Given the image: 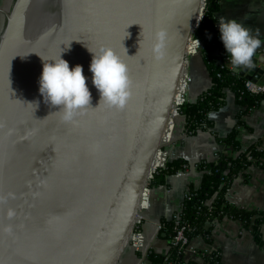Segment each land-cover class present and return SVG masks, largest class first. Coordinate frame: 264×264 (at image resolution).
<instances>
[{
  "label": "water",
  "instance_id": "95a60500",
  "mask_svg": "<svg viewBox=\"0 0 264 264\" xmlns=\"http://www.w3.org/2000/svg\"><path fill=\"white\" fill-rule=\"evenodd\" d=\"M204 3L12 0L2 10L0 264H116L163 146ZM101 47L127 65L131 94L122 109L101 101L92 83V52ZM59 54L70 69L82 67L91 95L70 122L40 92L44 61ZM258 62L257 53L251 67L229 60L252 81L264 74Z\"/></svg>",
  "mask_w": 264,
  "mask_h": 264
},
{
  "label": "crops",
  "instance_id": "0c3cea01",
  "mask_svg": "<svg viewBox=\"0 0 264 264\" xmlns=\"http://www.w3.org/2000/svg\"><path fill=\"white\" fill-rule=\"evenodd\" d=\"M11 2L0 0V30L4 23L2 10H7ZM214 16L218 30L220 18L236 19L251 28L253 35L258 30L257 38L261 40V46L255 53L264 56V0H219ZM218 60L223 61L220 57ZM227 65L232 68L229 63ZM257 66L264 68V63L258 62ZM185 69L191 76L186 100L193 101L210 86L211 81L199 52L189 58ZM263 78L264 74L259 79ZM244 109V105L236 102L234 93L227 91L225 104L208 114L210 127L193 135L185 133L184 116L174 114L169 141L161 148L163 158L166 161L183 160L187 167L167 174L163 183L150 187L147 205L139 209L140 218H137L135 229L116 264H149L146 258L148 249L159 254L167 253L169 241L160 233L158 225L162 218L170 219L181 209L190 186L197 188L200 185L202 172L196 168V163L214 160L218 152L236 157L239 151L253 144H257V149L264 150V99L252 109L243 112ZM238 118L240 122L236 125ZM235 125L240 150L218 141V137H224ZM166 136L167 131L162 134V137ZM156 162L155 158L153 165ZM225 198L238 208L264 212V158L258 163L253 161L232 179ZM207 226L211 227L210 239L199 235L192 237L189 241L191 250L185 251L186 258L196 264H209L201 253L215 250L221 264H264V225L260 226L261 243L237 219L224 216L209 221Z\"/></svg>",
  "mask_w": 264,
  "mask_h": 264
},
{
  "label": "trees",
  "instance_id": "16d2710c",
  "mask_svg": "<svg viewBox=\"0 0 264 264\" xmlns=\"http://www.w3.org/2000/svg\"><path fill=\"white\" fill-rule=\"evenodd\" d=\"M218 1L205 0L200 20L192 32L202 42L203 47L199 53L211 84L195 100L185 101L179 106V112L185 119L184 130L187 135H193L199 130L210 127L208 114L225 104L227 91L233 92L236 102L245 106L243 112L257 106L264 99V92L254 94L247 91L244 87L246 79L233 72L232 68L223 64V61L218 60L219 57L221 60L230 57L215 26L214 13L218 8ZM239 122L238 118L236 125ZM236 125L224 137H218V141L230 145L234 150H240ZM256 145L253 144L239 151L236 157L218 152L214 160H202L195 164L202 172L201 182L197 188L193 186L188 188L189 197L183 198L180 209L181 221L187 225L184 233L188 240L197 235L209 240L211 227L207 226V223L226 216L240 220L243 227L250 229L254 239L261 243L260 226L264 225V212L238 208L225 198L232 179L253 161L258 163L264 158V150L257 149ZM184 167H187V164L183 160L166 161L163 168L153 173L149 186L163 183L167 174ZM173 225V219H161L159 231L168 239L169 249L166 254L148 249L146 258L149 264H196L194 260L185 257V250L180 248L179 243H174ZM201 254L207 263L221 264L217 251Z\"/></svg>",
  "mask_w": 264,
  "mask_h": 264
},
{
  "label": "clouds",
  "instance_id": "9594fccd",
  "mask_svg": "<svg viewBox=\"0 0 264 264\" xmlns=\"http://www.w3.org/2000/svg\"><path fill=\"white\" fill-rule=\"evenodd\" d=\"M218 24L220 38L231 57L232 65L237 68L251 67L252 58L257 48L261 46V40L257 38L258 30L253 35L251 28L236 19L220 18ZM164 38L165 33L160 32L159 43L154 49L157 55L162 54ZM198 48L199 41L192 40L190 51L195 53ZM92 53L89 67L92 83L98 89L101 101L109 107L122 109L131 94L126 63L110 47H101ZM40 92L46 103L60 106L61 118L66 122L72 121L78 112L87 108L91 100L82 67L76 65L70 69L68 62L62 59L60 54L58 58L44 61L40 76Z\"/></svg>",
  "mask_w": 264,
  "mask_h": 264
},
{
  "label": "built area",
  "instance_id": "2783aa9c",
  "mask_svg": "<svg viewBox=\"0 0 264 264\" xmlns=\"http://www.w3.org/2000/svg\"><path fill=\"white\" fill-rule=\"evenodd\" d=\"M197 39L194 36V33L190 36L187 46H186V56H187V60L185 63V67L188 63L189 58H191V56L193 54H196L197 52H200V50L202 49L203 45L202 42L199 41V48L197 49V51L195 53H193L192 51H190V43L192 40ZM230 60V57H224L223 58V64H228ZM191 82V76L188 74L187 70L184 69L179 78H178V82H177V86H176V91H175V98L173 101V105L171 108V112H170V116L168 118L167 124L164 128V132L167 131V136L164 138H161V144H163V146L165 144H167V142L169 141V131L172 125V117L174 116V114H180L179 112V106L184 103L186 100V92L189 88V84ZM244 87L247 91H249L250 93H254V94H258V93H262L264 92V78L263 79H257L256 81H252L251 79H246L244 82ZM157 159L156 165H153V172L151 173L149 179H148V186L147 188L144 190L143 195H142V200H141V204H140V209L144 208L147 205L148 202V196L150 193V187L149 186V182L153 176V173L157 171V169L159 168H163L165 166V162L166 160L163 158V151L162 149L158 150L155 157ZM184 197H189V192L187 191L184 195ZM209 202V201H206ZM140 218V215H138V219ZM171 219H173L174 225H173V229L175 232L174 235V243H179L180 244V248L182 250H187L190 249L191 250V246L189 244V241L187 236L185 235V229L187 228V225L185 223H183L181 221V211L179 210L178 212H175L171 215ZM158 228L160 229V224L158 225ZM211 252H209L208 254H210Z\"/></svg>",
  "mask_w": 264,
  "mask_h": 264
},
{
  "label": "rangeland",
  "instance_id": "374dc122",
  "mask_svg": "<svg viewBox=\"0 0 264 264\" xmlns=\"http://www.w3.org/2000/svg\"><path fill=\"white\" fill-rule=\"evenodd\" d=\"M195 54H193L191 57H193Z\"/></svg>",
  "mask_w": 264,
  "mask_h": 264
}]
</instances>
